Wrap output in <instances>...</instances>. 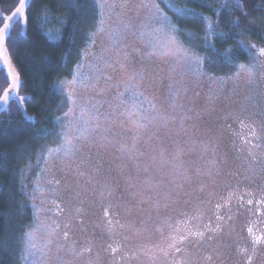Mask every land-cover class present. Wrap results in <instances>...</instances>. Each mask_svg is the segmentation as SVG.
<instances>
[{
  "label": "rangeland",
  "instance_id": "rangeland-1",
  "mask_svg": "<svg viewBox=\"0 0 264 264\" xmlns=\"http://www.w3.org/2000/svg\"><path fill=\"white\" fill-rule=\"evenodd\" d=\"M124 2L101 0L105 30L95 32L80 64L77 83L65 86L64 93L70 96L63 93L68 100L66 113L69 109L73 111L67 117L63 115L61 132L67 130L66 125L75 128L80 124L81 108L101 117L100 128L91 132L87 140L78 142L79 152L71 166L56 156L45 161L47 150L62 143L60 136L45 148L34 170L26 175L27 201L33 217L28 231L35 229L31 241L36 245L33 259L37 264H86L89 259L97 264H173L180 254L165 257L160 251L169 236L167 224L200 212L203 223L211 222L215 226L219 222L222 230L211 242L197 244L192 240L182 245L188 253L195 254V264H261L264 247H257L248 229H257L261 220L252 210L259 208L264 173L252 164L246 151H239L242 145L236 134L244 135L247 130L241 129L236 117H248L245 124L264 123V100L260 90V83H264V54L260 52L264 49V16L244 22L259 34L243 38L252 61L226 64L227 72L218 74L206 66L209 64L206 55L192 50L180 35L195 29L198 33L191 40L205 44L207 35L210 44L212 37L205 32L203 21L180 19L174 12L170 15L162 11L158 0H127L126 7L111 8L113 3ZM153 3L158 4L180 29V33L171 35L179 44L203 56L204 71L216 79L198 77L185 68L183 61L178 63L176 58L165 54L173 45L167 25L156 18V9L150 7ZM208 19L215 30V21ZM200 27L203 32L199 34ZM115 28L120 29V34L119 43L113 46L109 35ZM140 32L145 33L143 38ZM153 48L155 54L149 55ZM105 61L112 67H107ZM240 64L253 68L252 79L243 73L239 78L234 77ZM221 77L226 78L224 82L220 81ZM72 79L73 76L62 81ZM127 83H138V90L155 105L153 109L145 102L144 107L148 109L145 114L153 118L146 127H135L132 121L139 123L137 116L129 120L120 115L122 111L131 110L133 102L127 93L119 98L116 95L117 91L124 92ZM120 100L126 104L113 111ZM260 143L264 145V141ZM77 165L86 175L99 165L97 179L101 184L107 179L116 189L114 203L125 225L116 229L115 238L120 245L116 252L108 247L110 243L112 247L117 245L103 229L99 189L89 196L97 204L92 208L84 204L87 215L82 218V224L73 218L72 231L83 228L77 237L76 252L91 244L90 252L77 255L70 250L71 240L65 241L62 232L51 234L53 222L63 227L79 206L74 174ZM53 177H60L65 191L73 196L59 212L53 209L56 201V197L51 196ZM80 180L83 183V178ZM229 193L232 199L225 205ZM217 204L221 205L219 210ZM232 210H236V214L232 215ZM217 216L223 219L217 221ZM49 240L52 243H48ZM23 241L25 245V237ZM241 248L245 252L241 253ZM125 254L126 259L121 261L120 257ZM209 255L211 261L205 259ZM22 264L26 262L23 260Z\"/></svg>",
  "mask_w": 264,
  "mask_h": 264
},
{
  "label": "trees",
  "instance_id": "trees-1",
  "mask_svg": "<svg viewBox=\"0 0 264 264\" xmlns=\"http://www.w3.org/2000/svg\"><path fill=\"white\" fill-rule=\"evenodd\" d=\"M158 2L162 11L173 13L163 0ZM168 3L195 9L215 21L208 45L196 44L179 31L185 44L206 55L209 69L224 74L226 64L252 61V55L242 51L238 41L251 35L259 36L258 31L244 22L264 16V0H241L243 11L229 3L219 16L216 9L221 8V0H168ZM18 5L19 0H0V27ZM101 13V0H34L27 13V24L17 21L11 28L13 39L6 41V45L20 74L21 83L16 93L25 100L23 108H19L13 97L9 110L0 111V264L23 263L24 234L33 222L32 208L27 201L26 175L34 170L45 148L60 137L68 100L63 93L57 94L56 88L62 80L72 77L76 66L83 62ZM56 29L63 33V39L58 44H49L42 32ZM198 29L199 34L203 32L201 27ZM22 30L25 34L18 35ZM189 31L193 36L198 33L195 29ZM217 32L225 35L218 36ZM6 72L0 58V95L10 84V77L4 78ZM58 179L55 178L59 182L56 184L59 199L53 209L59 212L73 196L65 191L61 178ZM50 186L52 191V183Z\"/></svg>",
  "mask_w": 264,
  "mask_h": 264
},
{
  "label": "snow or ice",
  "instance_id": "snow-or-ice-1",
  "mask_svg": "<svg viewBox=\"0 0 264 264\" xmlns=\"http://www.w3.org/2000/svg\"><path fill=\"white\" fill-rule=\"evenodd\" d=\"M165 3V7L169 8V10L173 11L174 14L180 18H191L193 21H203L206 24L205 32L208 34H211L214 32L213 23L208 19V17L204 16L202 13H197L195 9L187 8L185 7H176L175 5L168 3V0H163ZM198 2V0H197ZM34 3V0H19V7L16 9L15 12L12 13V16L8 17L7 19L9 21L13 20L15 18L18 22L22 21L24 25L27 24L28 16L27 13L31 9V4ZM229 3L234 4L236 7L240 8L243 11V5L241 3V0H221V8L216 9V13L219 16L220 12L226 9L229 5ZM127 6V0H125L124 3H121L119 5L113 3L111 5V8L115 10L117 7L123 8ZM143 7H149L148 4H143ZM101 7H103L101 5ZM152 8L156 9L157 19H159L163 24L167 25V28L169 30V40L170 43L173 45L172 48L166 50V55H171L174 58L177 59V62L183 61V64L185 68L188 71H191L196 76L201 78H208L210 80L216 79L212 77L211 75L207 74L204 71V63L205 58L203 56L197 55L195 52L191 51L190 49L184 47L183 45L179 44L176 41V38L174 35H171V33L179 32L180 29L177 28L175 24L172 23L171 18L166 16L159 8L158 4H151ZM47 9H45V13L47 14ZM247 15V13H245ZM101 20L98 23L97 26V33L104 32V19H103V13H101ZM61 24L64 23V21H60ZM236 26L239 27V21L236 22ZM124 28H128V25H124ZM11 24L5 23L3 27H0V58H2L3 63L5 65L10 64V58L8 55V48L6 46V41L13 39L11 35ZM25 33L23 30L18 33V35L23 36ZM42 34L45 36L46 40L49 42V44L55 45L62 41L63 39V33L59 30H49L47 32H42ZM120 34V29L115 28L113 33L109 35V39L113 40V46L119 43V40L117 37ZM140 37L143 38L145 36L144 32L139 33ZM190 39H193L194 36L192 33H185ZM216 35L223 37L225 34L223 32H217ZM205 45L208 44V36L206 35L204 37ZM149 46L152 47L151 40H149ZM241 50L242 51H248L247 46L245 45V42L243 40L238 41ZM252 47H256L255 45H252ZM261 54H264V49L260 50ZM149 55L155 54V50L153 48L152 52L148 53ZM125 55V59H126ZM107 67H112L111 64H108L107 61H105ZM121 68L124 67L123 63L120 64ZM246 75L249 79H252L255 75L253 68L249 67L244 64H240L238 66V71L234 74L235 78H239L241 74ZM11 77V81L9 84V87L5 89L3 95H0V111H8L9 108V102L13 99V97H16L15 102L18 104L19 108H23V103L25 100V97H19L17 93L13 90L18 89L19 86V77L18 74L12 72L10 69L8 72L5 73L4 78L7 79L8 77ZM80 76V65H77L73 72V79L71 81H61L60 84L56 88L57 94L64 93V88L66 85L71 84L75 85L77 83V79ZM108 79H111V77H107ZM233 77H228L227 79H232ZM85 79H89L88 77H85ZM97 80L99 77L96 78ZM133 77H129V80H132ZM221 82H224L226 78H219ZM143 80V76L141 75V81ZM140 85L138 83H127L125 84L124 92L117 91V97H123L125 93H127L132 98V104L130 106L131 110L122 111L120 112L121 116H126L129 120H132L133 116L139 117V123L136 121H132L135 127L141 128L146 127L148 123H151L152 117L146 115L145 113L148 111L144 107L145 102L148 103L150 108H155V105L151 104L150 101H147V98L143 96V93L139 91ZM66 95H69V93H64ZM264 103V101H262ZM122 104H126L125 101L120 100L118 104L116 105V108H113V111H116ZM93 108H95V105H93ZM72 109H69V112L65 113V117L72 114ZM25 115L27 116V113L25 112ZM31 119V117H29ZM101 117L99 115H90L88 111L84 108H81L80 110V124L73 128L70 125H66V131L61 132L59 135L61 136L62 143L58 145L55 148H49L47 150V155L45 156V161L49 157L56 156L57 158H62L66 160L71 166L73 163H75V159L77 157V153L79 152V148L77 147L78 142L87 140L89 138V135L91 132L97 130L100 128L99 120ZM236 119L239 121L241 129H247L246 134L242 135L237 133L238 139L242 145V147L239 149L240 152H247V155L249 159L251 160L252 164H256L258 166V170L261 173H264V151L258 152V149H261L264 147L260 143V141H264V123L260 125L255 124H245V120L248 119V117H236ZM60 121V118H57V122ZM75 133V135H72L71 133ZM44 134H47V130L44 131ZM256 141L255 143L253 141ZM83 163V161H81ZM89 166H91V160H88ZM249 171L255 175V171L251 168ZM75 176L77 177V183H76V199L78 201V207L75 208V211L73 215L68 219L67 223L63 224V227H61V224L53 222L54 227L50 229L51 234H56L58 231L62 232L63 238L65 241L71 240L70 250L73 252H76V244H77V237L79 232L83 231L82 227H77L76 231H72L73 226V218L77 220L78 224H82L83 220L82 218L87 215V212L84 208V204L87 203L89 208L94 207L97 204V201L94 199H89V196L91 193H95L97 189H99V206L103 209V229L105 232H107L109 238L112 240L113 243H115L117 246L112 247V244L110 243L108 247L111 249L112 252H116L117 248L120 247L119 242L116 240V236L118 235L116 229L124 228L125 225L121 223V220L119 218V212L117 211V204L114 203V196L116 193V189L112 187L111 182H109L107 179L104 180L103 184L100 183V181L97 179L100 175V167L97 165V167L89 172L87 175L80 171L79 165L75 168L74 171ZM80 178H83V183H81ZM56 183H59L58 181ZM232 199V193H229L228 200L225 201V205H227ZM248 203L251 204L252 200H248ZM221 208L220 204L216 205V209L219 210ZM95 216V213L92 214V217ZM223 218L220 216L216 217L217 221L222 220ZM169 231V236L167 238V242L165 247L161 248L160 251L163 253L165 257H169L170 255L175 257L176 254H180L179 259H174L173 264H195L196 256L195 254L188 253L187 249L182 247V245L186 241H192L195 240L197 244L204 243V242H211L213 238L221 232V224L217 222L215 226L212 225L211 222L209 223H203V214L200 212L195 213L192 216H186L184 215L180 220H177L174 224L169 223L167 224ZM162 231V229H161ZM249 233L252 232V229H248ZM34 232L35 229H32L30 231L25 232V253L23 255V260L26 262V264H37V261L33 259V257L36 255L35 249L36 245L32 243V239L34 238ZM262 239V237H255V242H259ZM48 243H52L51 240L48 241ZM60 247H63L61 245ZM91 251V244L89 247L81 248L79 252H76L77 255L88 253ZM122 251V249H121ZM253 251H255V247L253 248ZM240 252H245V249L241 248ZM121 261H124L126 259V254L124 256L120 257ZM206 260L211 261L212 256H206ZM251 259V257H249ZM86 264H97V262L93 259H89L86 261Z\"/></svg>",
  "mask_w": 264,
  "mask_h": 264
},
{
  "label": "flooded vegetation",
  "instance_id": "flooded-vegetation-1",
  "mask_svg": "<svg viewBox=\"0 0 264 264\" xmlns=\"http://www.w3.org/2000/svg\"><path fill=\"white\" fill-rule=\"evenodd\" d=\"M260 90H261V94H262V97H263V100H264V83L263 84L260 83ZM260 150L262 151V148ZM54 179L55 178L53 177L52 178L53 197L54 198L56 197V199L58 200L59 199V194H58V189L56 188V186H57L56 184L57 183H56V180L54 182ZM61 195H62V192H61ZM261 196L262 197L258 201H261V199L263 201L259 202V208L256 207L255 210H252L254 215H255V217L257 216L258 218H261L257 229L253 228L252 232H251V235H252V238H253L254 242H255V237H262V239L258 243L255 242L257 247H259V245H261V247H264V190L261 192ZM230 213H232V215H234V214H236V210H232V211H230ZM262 254H264V251L262 252ZM261 264H264V259H263Z\"/></svg>",
  "mask_w": 264,
  "mask_h": 264
},
{
  "label": "water",
  "instance_id": "water-1",
  "mask_svg": "<svg viewBox=\"0 0 264 264\" xmlns=\"http://www.w3.org/2000/svg\"><path fill=\"white\" fill-rule=\"evenodd\" d=\"M19 7V5L16 7V9ZM16 9L13 11V12H15L16 11ZM12 12V13H13ZM12 13L9 15V16H6V18H5V22H4V24L5 23H9V24H11V28L14 26V24L17 22V20L15 19V18H13V20H11V21H9L7 18L8 17H10V16H12ZM23 23V22H22ZM3 24V25H4ZM3 27V26H2ZM11 30V29H10ZM7 46V45H6ZM8 55H9V58H10V64L9 65H5V67H6V69H7V71H9V69L12 71V72H14V73H16V74H18V77H19V86H18V89H19V87H20V83H21V79H20V74H19V72H18V69H17V67L15 66V64L13 63V61H12V59H11V57H10V54H9V51H8ZM2 59V58H1ZM3 61V60H2ZM10 77V76H9ZM10 81H11V77H10ZM18 89H16V90H13V91H15V92H17L18 91ZM15 98V97H14Z\"/></svg>",
  "mask_w": 264,
  "mask_h": 264
}]
</instances>
